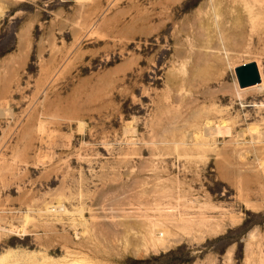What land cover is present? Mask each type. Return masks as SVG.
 I'll return each mask as SVG.
<instances>
[{
    "label": "rangeland",
    "instance_id": "rangeland-1",
    "mask_svg": "<svg viewBox=\"0 0 264 264\" xmlns=\"http://www.w3.org/2000/svg\"><path fill=\"white\" fill-rule=\"evenodd\" d=\"M0 226V264H264V0H0Z\"/></svg>",
    "mask_w": 264,
    "mask_h": 264
},
{
    "label": "bare ground",
    "instance_id": "bare-ground-1",
    "mask_svg": "<svg viewBox=\"0 0 264 264\" xmlns=\"http://www.w3.org/2000/svg\"><path fill=\"white\" fill-rule=\"evenodd\" d=\"M21 38L20 39H22L23 38V34H21V36H20ZM255 64H256V62H255ZM256 67H257V64H256ZM257 71H258V68H257ZM258 75H259V81L258 82H260V80H261V78H260V74H259V71H258ZM257 82V83H258ZM257 83H255V84H257ZM254 85V84H253ZM250 86V85H249ZM247 87V86H246ZM210 122H212V121H210ZM205 125V124H204ZM207 125V124H206ZM205 125V126H206ZM38 126V125H37ZM44 126V125H43ZM204 126V127H205ZM207 128H208V126H207ZM206 127H205V129L204 130H206L207 129ZM252 128V127H251ZM208 129H210V130H208L207 132L205 131H203L204 133L203 134H208V135H214L216 132H217V134L219 133L218 132V127L217 126H215L214 125V127H210V128H208ZM250 131V130H249ZM213 132H215V133H213ZM211 133H213V134H211ZM217 134H215V135H217ZM201 135H202V133H201ZM258 135V134H257ZM259 135H260V133H259ZM262 135V134H261ZM261 135L259 136V138L261 137ZM194 136V135H193ZM196 136V135H195ZM194 136V137H195ZM204 137V136H203ZM207 137V136H206ZM204 141H206V140H202V142H201V144L202 145H204V144H206V142H204ZM206 205V204H205ZM202 206H204L203 204H202ZM201 206V207H202ZM208 206V205H207ZM209 207V206H208ZM193 208V207H192ZM200 208V207H199ZM205 209V208H204ZM208 210V209H207ZM182 214V213H181ZM197 214V213H196ZM199 214V213H198ZM202 214V213H201ZM204 214V213H203ZM205 215H207V214H205ZM173 216V215H172ZM229 221L230 222H232V221H235V220H237V218L234 216V215H232V214H230L229 216ZM23 218L24 219H26L27 218V216L26 215H24L23 216ZM204 216H202V215H196V216H194V215H179L178 216V220L180 219H185L186 220V223H187V220H191V219H195L197 222H194V223H199V225H202V223L204 222ZM217 218V217H216ZM27 219H29V218H27ZM26 219V221H28ZM214 219V218H213ZM212 219V220H213ZM184 220V221H185ZM220 220V219H219ZM181 221H183V220H181ZM180 221V222H181ZM183 221V222H184ZM192 221V220H191ZM206 221V220H205ZM222 221V220H221ZM183 222H181V223H183ZM190 222V221H189ZM193 222V221H192ZM208 222V224L206 225V231H208V232H210V233H214V232H216L217 231V226L219 225V224H217V219L215 220V222L216 223H209V221H207ZM223 222V221H222ZM154 223V222H153ZM191 223V222H190ZM201 223V224H200ZM184 225H186V224H184ZM191 225H193V224H191ZM195 225H198V224H195ZM188 226H189V224H188ZM202 226H204V225H202ZM220 226H222V225H220ZM186 227H187V225H186ZM181 228V227H180ZM183 228V227H182ZM185 228V227H184ZM183 228V229H184ZM190 228V227H189ZM23 227H21L20 229H13L12 227H8V228H5V227H2V226H0V230H7V231H12V230H14L16 233H21L22 231H23ZM23 233V232H22ZM158 243L159 244H162V242L161 241H151V242H149V246H150V248L151 249H153V251H157V246H158ZM143 251H145V252H147L148 250L147 249H145V250H143ZM24 257V256H23ZM32 257H34V256H32ZM44 257V256H43ZM42 257V258H43ZM28 258V260H29V257H27ZM24 259H25V257H24ZM31 259V258H30ZM43 259H45V261L44 260H41L42 261V264H80V263H82L83 264V258H82V260H79L78 258H71L70 260H62V259H50V258H48V259H46V257L45 258H43ZM16 261V260H15ZM86 264V263H85Z\"/></svg>",
    "mask_w": 264,
    "mask_h": 264
},
{
    "label": "water",
    "instance_id": "water-1",
    "mask_svg": "<svg viewBox=\"0 0 264 264\" xmlns=\"http://www.w3.org/2000/svg\"><path fill=\"white\" fill-rule=\"evenodd\" d=\"M237 85L246 87L259 81V75L255 62L248 61L241 63L233 68Z\"/></svg>",
    "mask_w": 264,
    "mask_h": 264
}]
</instances>
